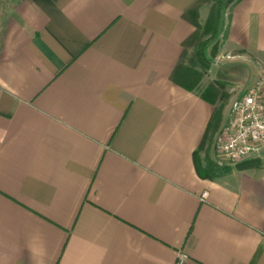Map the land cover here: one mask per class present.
I'll list each match as a JSON object with an SVG mask.
<instances>
[{
    "label": "crops",
    "instance_id": "0c3cea01",
    "mask_svg": "<svg viewBox=\"0 0 264 264\" xmlns=\"http://www.w3.org/2000/svg\"><path fill=\"white\" fill-rule=\"evenodd\" d=\"M197 1L0 0V264H264V161L199 178L230 103L170 80ZM216 38L264 76V0Z\"/></svg>",
    "mask_w": 264,
    "mask_h": 264
},
{
    "label": "trees",
    "instance_id": "16d2710c",
    "mask_svg": "<svg viewBox=\"0 0 264 264\" xmlns=\"http://www.w3.org/2000/svg\"><path fill=\"white\" fill-rule=\"evenodd\" d=\"M235 1L238 0H198L183 14V18L194 27V30L192 34L182 43L180 58L170 74V80L172 82L188 91L199 92L200 96L204 100L214 105V111L208 125V130L211 128L215 129L218 126L220 122V111L226 95L221 92L216 81H212L204 89L200 90L198 73L193 68L184 66L183 62L187 51L193 48L201 65L203 67L208 65V60L204 53L205 48L210 42L216 39L220 30V24L225 9ZM203 4H209L210 8L204 24L201 25L198 22V9ZM203 36H207V38L203 40ZM202 149L203 142L193 153L194 167L199 178L215 180L230 171L228 166H218L213 159L208 157L207 154L204 156L203 160H201L198 153ZM244 163L246 165H238V168L259 167V164L252 165L249 161Z\"/></svg>",
    "mask_w": 264,
    "mask_h": 264
},
{
    "label": "built area",
    "instance_id": "2783aa9c",
    "mask_svg": "<svg viewBox=\"0 0 264 264\" xmlns=\"http://www.w3.org/2000/svg\"><path fill=\"white\" fill-rule=\"evenodd\" d=\"M263 84L262 75L231 100L212 144V159L218 166H235L264 157ZM175 264H183L182 257Z\"/></svg>",
    "mask_w": 264,
    "mask_h": 264
},
{
    "label": "rangeland",
    "instance_id": "374dc122",
    "mask_svg": "<svg viewBox=\"0 0 264 264\" xmlns=\"http://www.w3.org/2000/svg\"><path fill=\"white\" fill-rule=\"evenodd\" d=\"M207 36H203L204 40ZM215 43V45H213ZM219 45V40L216 38L207 45V55L213 54ZM213 46V47H212ZM211 50V51H210ZM211 52V53H210ZM216 54V53H215ZM214 54V55H215ZM214 60V56L212 55ZM216 59V58H215ZM209 60V59H208ZM212 60V61H213ZM226 59L225 57L219 56L216 63L211 64L208 61V65L203 67L196 57L195 50L193 48L187 51L186 57L184 59V66L193 68L196 70L199 76V87L202 88L209 85L212 81H216L220 87L221 92H223L226 97L224 98L223 105L229 103L231 100L240 92L244 87V79L246 78V69L244 66L237 63L235 59ZM246 87V86H245ZM200 157L203 159L206 154L204 152L200 153ZM209 158L212 157V151L207 154ZM264 161V157L258 160L249 161L252 165L260 164ZM249 163V164H250ZM246 165L243 163H238L235 166H229V169H235L238 165Z\"/></svg>",
    "mask_w": 264,
    "mask_h": 264
}]
</instances>
